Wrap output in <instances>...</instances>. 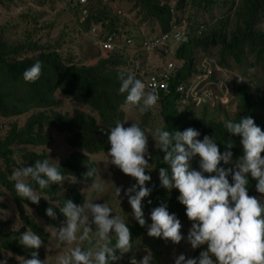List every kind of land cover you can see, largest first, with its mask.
<instances>
[{"label":"trees","instance_id":"trees-1","mask_svg":"<svg viewBox=\"0 0 264 264\" xmlns=\"http://www.w3.org/2000/svg\"><path fill=\"white\" fill-rule=\"evenodd\" d=\"M95 1V5H87L86 14L78 21L80 30L88 32L91 26L97 25L100 27L97 38L110 33H114L118 41L124 42L126 38H131V44H125L121 49L132 48L135 57L133 54L131 58L120 49L113 48L104 54L97 53L92 64H78L69 47V50L60 52L58 38L42 43L39 38H32L40 29L35 25L34 19L30 21L31 27L24 30L20 40L7 42L0 36V118L29 112L22 125L18 126L14 121L6 122L5 129L0 134V195H8L21 222L18 228L5 231L8 222L0 217V261L3 259V250L24 259H31L32 252L36 251L38 258L44 260L42 246L39 249H29L19 242L20 236L29 228L43 243L48 237V233L27 215L25 207L31 208L45 225L54 228L57 222L66 220L59 209L66 201L70 200L77 206H82L83 195L69 178L81 183L93 182L95 174L92 178L86 177L89 170L96 169L95 162L89 156L110 150V128L115 126L117 120L123 122L125 118L123 107L127 93L119 92L120 77L134 75L138 79L140 77L133 72L136 69L142 71V76L148 74L142 69L145 59L139 42L133 39L135 33L139 34L142 25L149 26L150 34L165 33L171 19L176 18L173 11L178 8L187 10L184 16L179 14V19L184 18L187 21L188 33L184 40L175 45L170 55L178 63V67L170 74L168 89L159 93L154 108L143 114L139 112L138 124L141 128L145 129L148 122L155 126L152 133L148 134V142L151 143L148 145V154L151 159L145 157L150 165L145 174L151 176L146 187L151 192L142 201L146 220L144 227L135 220L131 206L126 211L129 218L126 226L131 232L132 249L123 254L122 264H130L132 257L136 259L137 251L142 247H145L144 253L151 255V264H158L159 247L163 238H153L147 234L154 208L166 205L170 214H175L183 225L192 227V222L186 216L185 206L178 200L179 191L175 188L169 191L161 186L159 171L165 168L170 173V168L163 160L164 153L153 139L158 129L183 132L193 128L200 133L199 140L202 141L205 136L214 139L221 154L231 151V162L224 164L221 161L218 166L226 171L232 170L227 176L230 184L234 183L236 164L243 157L244 149L242 137L227 132L226 123L238 122L247 116L264 131V92L258 86V82L264 81V27H261L264 23V0H230L219 17L207 22L204 19L197 20L195 15L199 10L207 11L213 0H173L174 8L169 6L170 0H126L130 3L128 11L133 13V23L120 20L119 14L110 10L105 2ZM199 26H202L201 30H198ZM49 27L50 25H44V28ZM151 36L141 35L142 38ZM215 47L216 63L219 66L224 67L229 57L239 65L247 58V70L254 74L243 70L241 76L231 83L233 108L230 114L223 111V119H216L212 115L216 108H211L213 111H210L208 104H201L196 111L195 101L185 95L194 78L202 74V69L195 67L196 52L207 53ZM159 56L166 55L160 52ZM140 58L142 64L134 61ZM37 61L43 65L40 79L35 83L25 82L24 71ZM161 67L156 71L163 70L164 66ZM208 79L214 80L213 71L209 72ZM177 85H181L180 90L176 89ZM56 93L74 104L69 112L56 109L61 104V98ZM78 105H83L85 109ZM48 127L64 133L66 145L74 150L57 164L65 177L64 182L40 190L35 182L28 181L41 196L39 203L33 204L17 195L15 181L10 177L17 169L34 166L36 160L47 159L44 151L36 152L26 146L48 144L51 141ZM229 142L232 144L231 148L226 147ZM199 163L198 155L190 161L191 167L197 171H200ZM248 181L249 196L260 195L256 190L258 181L250 174ZM136 184L137 181L132 178L129 187ZM260 201L264 202V199ZM4 207L0 202V209ZM49 207H52L55 219L47 216L46 210ZM111 242L115 244V237L111 238ZM206 250L207 245L193 249L190 258H199L200 253ZM6 262L23 264V259L9 257Z\"/></svg>","mask_w":264,"mask_h":264},{"label":"clouds","instance_id":"clouds-1","mask_svg":"<svg viewBox=\"0 0 264 264\" xmlns=\"http://www.w3.org/2000/svg\"><path fill=\"white\" fill-rule=\"evenodd\" d=\"M43 65L37 61L23 73L25 82L35 83L42 75ZM119 92L127 93L124 107L146 113L158 102L155 91H146V85L134 75L120 77ZM125 123L117 120L110 128L108 137L111 145L107 156L110 163L120 171L135 179L137 184L129 188L125 195L133 210V216L141 227L146 225L142 201L150 195L151 189L146 183L151 176L146 175L150 167L148 160V134L138 123L125 127ZM227 132L242 137L244 155L236 164L233 175L234 183L230 184L227 176L230 171L218 167L223 161L228 164L232 152L221 154L214 139L205 136L199 140L200 133L188 128L181 131H166L158 129L153 139L164 153L163 160L169 169L161 168L159 179L161 186L169 191L175 188L179 191V202L186 208V216L192 222L187 241L192 249L207 245V250L200 253L199 258H186L181 254L175 259V264H264V202L249 196L248 175L258 181L256 190L264 194V131L255 124L251 117H243L238 122L228 121ZM231 148L229 142L226 145ZM200 157V171L191 167L190 161L195 156ZM59 162L50 164L48 159L36 160L34 166L23 167L13 172L10 179L15 181L17 195L22 199L38 204L41 196L28 181L35 182L40 190L51 185H59L65 177L61 172ZM96 169L86 173L92 178ZM204 173H208L205 176ZM215 173V175H211ZM102 180H93L90 188L104 192ZM138 189V190H137ZM115 195H121V189L115 187ZM151 203V201H149ZM60 212L66 218V226L54 229L56 240L62 244L71 245L74 242H91L93 235L97 240L95 247L83 250L79 244L59 256L57 264H114L123 254L132 249L130 229L119 215H113V209L107 203L96 204L87 202L82 207L68 200ZM47 216L55 219L52 207L46 210ZM91 218V219H90ZM151 225L148 236L170 240L180 244L184 239L181 234L182 224L175 214H170L166 205H161L151 211ZM91 224L95 225L93 231ZM82 234L77 235L81 231ZM114 232V236L110 233ZM115 237V244L111 238ZM26 248L39 249L43 241L31 228L19 238ZM31 259H23V264H47L41 261L38 252L31 254ZM213 257L215 259H213ZM151 255H146L139 262L135 257L130 264H151ZM2 264H7L3 261Z\"/></svg>","mask_w":264,"mask_h":264},{"label":"rangeland","instance_id":"rangeland-1","mask_svg":"<svg viewBox=\"0 0 264 264\" xmlns=\"http://www.w3.org/2000/svg\"><path fill=\"white\" fill-rule=\"evenodd\" d=\"M100 1L105 2L106 5L110 7V10L118 13L120 20L124 21L125 19V22L127 23L134 22L133 13L128 11V7L130 5L128 1ZM229 1L230 0H213L208 10L205 12L199 10L196 13L195 18L197 20L204 19L206 22L210 20L213 21L226 10L229 5ZM86 4L95 5L96 1L86 0ZM168 4L170 7L174 8L173 0H170ZM186 11L187 10L185 9L178 8L173 11V13L175 17H177V15L179 16V14L184 16ZM80 16L81 13L76 4V0H0V36H2L7 42L20 40L24 30L31 27L30 21L34 19L35 25L40 29L32 36L33 39L39 38V42L42 43L47 40L54 41L55 38H58V41L60 42V52L70 49L74 54L75 59L78 61V64H92L98 55L97 53L100 52V54H104L105 52L100 51L97 47L96 34L99 31L97 30V26H94L95 30L93 31L88 30V32H82L78 24V21L81 20ZM44 25H50V27L44 28ZM261 27H264V23ZM150 32L151 31L149 30L148 25H142L139 28V34L135 33V37H133V39L139 42L142 38L141 35H154V33L150 34ZM120 50L125 54H128L131 58H133V54L135 57V53L132 48L127 47ZM216 52L217 47L210 49L207 53H202L200 51L196 52L195 67L202 69V74L194 78L190 89L187 92V96L191 99L193 95L194 97H197V101L195 103L196 111H198L201 104H208L210 111H213L211 108H216L215 112H212V115L216 119H223V111L230 114L233 108L234 102L233 98H231L232 93L230 90L231 83L236 81L239 78V75L241 76V72L243 70L250 74H252V72L247 70V58H244L242 63L239 65L229 57L227 58L226 65L224 67L219 66L216 63ZM141 53L145 59L143 64L142 58L139 60L134 59V61L142 64L143 71L148 73L156 72L158 67H161L162 65L165 66V63L168 61L173 62L172 56L170 55L161 57L159 56V53L155 51L146 52L143 50ZM92 56L94 58H92ZM210 71H213L214 80L208 79ZM258 86L264 92V81L258 82ZM56 96L61 98L60 107L56 109L69 112L74 104L70 100L60 96L58 93H56ZM78 107L83 110L85 109L83 105H78ZM123 110L125 111V118L123 121V123H125V127H130L132 123H139L140 116L138 110H129L125 107H123ZM28 114L29 112H26L19 116L0 118V134L3 133L6 122L14 121L18 126H20ZM156 118L158 117L156 116ZM154 128L155 126L148 122L145 128L147 130V134H151L152 129ZM47 131L51 135V141L48 144L40 146H26V148L36 152L44 151L47 155L49 163L56 164V161L60 162L74 149L66 145L64 133L58 132L50 127L47 128ZM150 144L151 143L149 141L148 145ZM109 151L99 152L89 156L96 165L97 171L95 173L94 180H99L101 178L105 182H108L104 185V192L99 193L95 189L90 188L93 182L88 184L78 182L72 178H69V180L75 182L77 188L82 193V206L87 202H93L101 205L107 203L109 207L113 209V215H119L125 220L127 225L129 223V218L127 217L126 211L130 210V204L128 203V196L125 195V192L130 188L129 184L132 178L123 174L119 168L110 163L111 158L107 156ZM115 187L121 189V195L118 198L115 195ZM253 197H256L258 200H263L264 194ZM0 202L5 205L4 208L0 209V217L8 222L5 227V231L18 228L21 225V222L17 217L16 210L11 199L8 195L3 194L0 195ZM25 212L48 233L47 240L42 244V248L45 253L43 261L47 260V264H57L59 256L67 253L70 248L76 247L77 244H79L83 250L95 247L97 244L94 234H92L93 238L91 242L77 241L71 245L62 244L56 240L54 229L58 230L61 226H66V220L63 222H57L56 226L51 228L45 225L35 215V212L31 208L25 207ZM91 227L93 231H95V225L91 224ZM27 230L28 229H25V231ZM189 230L190 227L182 224L181 234L184 239L178 245L173 244L170 240H162L161 247H159L160 256L158 264H175V259L181 254L185 255L186 258H190L193 249L187 241ZM81 234L82 228L77 235L79 236ZM110 235L113 236L114 232L110 233ZM143 249H145V247H142L139 251H137L136 260L138 262L147 255L144 253ZM9 257L22 259V257H18L10 251L3 250V259L0 261V264H2L3 261H6ZM122 259L123 256L117 261V264H122Z\"/></svg>","mask_w":264,"mask_h":264},{"label":"built area","instance_id":"built-area-1","mask_svg":"<svg viewBox=\"0 0 264 264\" xmlns=\"http://www.w3.org/2000/svg\"><path fill=\"white\" fill-rule=\"evenodd\" d=\"M76 4L81 13L80 19L82 20L87 10L86 0H76ZM99 28L100 27L97 26V30H99ZM201 28L202 26H199L198 30H201ZM90 30H95V27L91 26ZM187 33V21L184 18L179 19V16H177L176 18L171 19L167 32L153 35L148 38H141L139 40V47L141 50L146 52L155 51L157 53L161 52L164 55H171L175 45L184 40ZM131 42V38H126L124 42L116 40L114 33L104 34L102 37L96 38L97 47L100 51L103 52L112 50L113 48L121 49L122 46H124L125 44H131ZM177 67L178 63L173 60V62H166L163 70L151 72L145 76H142L141 70L136 69L133 70V72L140 77L138 79L145 83L146 91H155L159 97L160 92L167 91L170 74ZM190 86L185 92L186 96L188 90L190 89ZM176 89L180 90L181 85H177ZM192 99L196 103L197 97H194L193 95Z\"/></svg>","mask_w":264,"mask_h":264}]
</instances>
